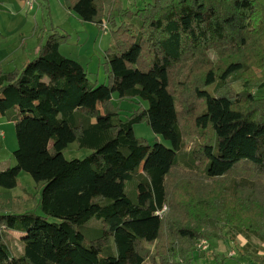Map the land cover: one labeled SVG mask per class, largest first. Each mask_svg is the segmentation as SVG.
I'll use <instances>...</instances> for the list:
<instances>
[{
    "label": "trees",
    "instance_id": "obj_1",
    "mask_svg": "<svg viewBox=\"0 0 264 264\" xmlns=\"http://www.w3.org/2000/svg\"><path fill=\"white\" fill-rule=\"evenodd\" d=\"M63 2L112 27L108 79L93 83L62 54L55 27L23 67L0 64V115L18 143L0 186L23 171L44 183L41 213H0V264H200L209 227L264 235V0H154L136 12L122 0ZM114 94L138 108L123 118ZM143 121L171 146L138 138ZM73 142L90 154L68 159ZM6 231L22 233L21 254Z\"/></svg>",
    "mask_w": 264,
    "mask_h": 264
},
{
    "label": "rangeland",
    "instance_id": "obj_2",
    "mask_svg": "<svg viewBox=\"0 0 264 264\" xmlns=\"http://www.w3.org/2000/svg\"><path fill=\"white\" fill-rule=\"evenodd\" d=\"M52 16H50L48 9L42 8L34 13L26 11L28 23L25 24L21 31L27 34L35 24H39V30L44 34L47 29L55 27L60 35H64L67 39L61 46L62 54L73 58L84 65L88 73L89 79L93 83L102 84L107 82V53L114 48V38L112 27L106 29L92 23L85 22L76 18L72 14L66 12L62 8L63 0H51ZM154 0H122L123 9L136 12L153 3ZM43 3V1H38ZM61 9V10H60ZM1 13V12H0ZM119 20H124L123 17H118ZM106 23V20L105 22ZM30 24V25H28ZM51 31V30H50ZM29 38L28 44L32 43ZM61 51V50H60ZM211 57L216 60L215 54L212 52ZM232 86L236 90H243L242 83L238 80L232 82ZM212 85L210 89H214ZM255 89L252 90V92ZM261 94V93H260ZM115 107L121 108L123 118L132 114L138 108V100H120L117 94H114L113 100ZM135 133L138 138L146 140L150 144L155 142H162L167 146H171L170 142L163 138V136L156 134L147 121H143L135 125ZM196 136H186L188 147L195 143ZM17 138L15 133L14 121L8 119L6 116L0 118V172L12 167L16 164L13 151L17 148ZM89 149L80 148L78 142L71 143L65 150V156L68 159L85 158L90 154ZM184 176H198L202 178V173L181 171ZM203 179V178H202ZM264 183V177L262 178ZM209 181L208 183H210ZM206 184V183H205ZM43 181H36L28 172H21L18 178V185L13 189H5L0 186V213H24L27 211L37 210V204L40 200L43 189ZM264 187V184H263ZM262 190V189H260ZM259 190V191H260ZM264 192V188H263ZM264 199V193L261 195ZM165 211V216L169 213L170 208ZM41 213L40 210H37ZM182 213V217L184 216ZM51 221H54L51 219ZM209 231H213L211 236L201 237L207 238L210 241V249L202 258L196 255L195 259L200 264H255L256 261H264V235L259 234H244L237 231L236 228H214L209 227ZM5 241L9 244L13 254H21L24 249L22 243V233L20 232H3ZM233 236V237H232ZM200 239V238H199ZM197 242V241H196ZM235 248L237 252H245L246 258L228 257L229 251Z\"/></svg>",
    "mask_w": 264,
    "mask_h": 264
},
{
    "label": "crops",
    "instance_id": "obj_3",
    "mask_svg": "<svg viewBox=\"0 0 264 264\" xmlns=\"http://www.w3.org/2000/svg\"><path fill=\"white\" fill-rule=\"evenodd\" d=\"M40 1L46 3L48 12L52 16V9H50L52 1ZM61 3L63 10L72 14L64 7V2ZM26 11L25 0H0V64L6 71L21 68L27 61L35 58L38 55L40 43L45 42L51 33L50 28L43 34L39 30L38 23L27 34L21 31L29 20L26 17ZM30 12L33 13V11ZM76 18L79 19L77 16ZM29 38L32 41L30 44H28ZM60 50L62 52L61 48ZM1 117L3 118L2 115Z\"/></svg>",
    "mask_w": 264,
    "mask_h": 264
},
{
    "label": "built area",
    "instance_id": "obj_4",
    "mask_svg": "<svg viewBox=\"0 0 264 264\" xmlns=\"http://www.w3.org/2000/svg\"><path fill=\"white\" fill-rule=\"evenodd\" d=\"M39 0H25L26 6L29 9H34L36 6L40 5V2H38ZM107 28V25L104 24V29ZM168 209L167 205L165 204L160 210L157 211V214L160 215L161 217H163V215L165 214V211ZM211 245H210V241L207 238H200L197 242H196V249L199 252H207L209 251ZM229 256L230 257H237L238 256V252L235 248H232L229 251ZM247 264H252V263H247Z\"/></svg>",
    "mask_w": 264,
    "mask_h": 264
}]
</instances>
